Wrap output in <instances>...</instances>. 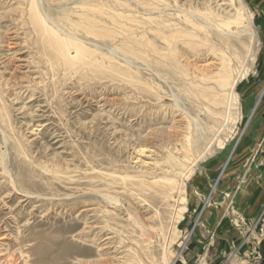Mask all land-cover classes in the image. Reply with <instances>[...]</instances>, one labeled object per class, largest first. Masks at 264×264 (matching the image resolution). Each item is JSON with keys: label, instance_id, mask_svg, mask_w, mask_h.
Here are the masks:
<instances>
[{"label": "rangeland", "instance_id": "374dc122", "mask_svg": "<svg viewBox=\"0 0 264 264\" xmlns=\"http://www.w3.org/2000/svg\"><path fill=\"white\" fill-rule=\"evenodd\" d=\"M33 3L82 53L56 58ZM241 3L0 0V264H264V201L237 202L264 0Z\"/></svg>", "mask_w": 264, "mask_h": 264}, {"label": "bare ground", "instance_id": "6f19581e", "mask_svg": "<svg viewBox=\"0 0 264 264\" xmlns=\"http://www.w3.org/2000/svg\"><path fill=\"white\" fill-rule=\"evenodd\" d=\"M56 1V0H55ZM32 3V2H31ZM238 3L242 5L241 0H238ZM93 6V5H92ZM55 7V6H54ZM87 7V6H86ZM94 7V6H93ZM93 7H87L89 10V12H93V14L97 13L99 15V13H101L100 8L98 9H94ZM101 7V6H100ZM144 7V6H143ZM240 8V7H239ZM27 12V11H26ZM105 12V11H104ZM46 13V12H45ZM41 8L37 5V4H31L28 8V14H29V21L30 23H32V25L34 26V30L36 31L37 34H39V37L41 35L44 36L45 40L48 42V44H50L51 46H53L52 50H54V54H57L56 58H59L61 60H67L66 58V53L70 52L71 49H75V52L77 53V55L81 52V47L79 44H82L80 41L75 39L72 40L73 38L69 37V39H71L72 41H67L65 38H62L59 33L63 32L60 30V28L56 25V23H54L53 21L50 20V18L47 16V14H45ZM103 14V13H102ZM107 14V13H105ZM65 15V14H64ZM96 16V15H95ZM94 16V17H95ZM28 17V16H27ZM67 17V15H66ZM220 17V16H219ZM83 19H81V23L79 26H75V28L81 27L82 29H85L87 32L91 31V21L85 16L82 17ZM111 18V17H110ZM123 18V17H122ZM28 19V18H27ZM25 20V19H24ZM115 20V19H114ZM28 21V20H26ZM69 21V20H68ZM93 21V20H92ZM95 22V21H94ZM75 23V22H74ZM96 23V22H95ZM98 23V22H97ZM96 23V24H97ZM100 23V22H99ZM77 24V23H76ZM51 26V27H50ZM95 27V26H94ZM100 29V28H99ZM106 29V28H105ZM75 30V29H74ZM76 31V30H75ZM94 31V29H93ZM105 31V30H103ZM33 32V29H32ZM95 32V31H94ZM100 32V31H99ZM112 33V32H111ZM110 33V34H111ZM158 33V32H157ZM62 34V33H61ZM67 34V33H66ZM88 34V33H87ZM100 34V33H99ZM160 34V33H159ZM72 35V34H71ZM92 35V34H91ZM95 36H97L96 34H94ZM182 35V34H181ZM74 36V35H73ZM72 36V37H73ZM162 36V35H161ZM40 37V38H41ZM99 37V36H98ZM105 37V36H104ZM114 37V36H113ZM37 38V37H36ZM172 38V37H171ZM38 39V38H37ZM178 39V38H177ZM41 40V39H40ZM81 40V39H80ZM188 40V39H187ZM78 41V42H77ZM82 41V40H81ZM177 41V40H176ZM43 43L45 41H42ZM86 44V42H85ZM124 44V43H123ZM128 45V43H126ZM45 46V45H44ZM35 47V46H34ZM84 47V46H83ZM124 49L128 50L129 48H127L126 46L123 47ZM86 50V49H85ZM130 50V49H129ZM128 50V51H129ZM88 51V50H87ZM43 52V51H42ZM51 51H49L50 53ZM56 52V53H55ZM96 52V51H95ZM131 52V51H130ZM53 53V51H52ZM82 53V52H81ZM85 54V53H84ZM76 55V56H77ZM47 57V55H45ZM81 56V55H79ZM82 57V56H81ZM87 57V56H86ZM72 58V57H71ZM78 58V57H77ZM80 58V57H79ZM75 59V58H74ZM81 59V58H80ZM64 61V62H65ZM63 63V62H62ZM96 63V62H95ZM61 64V63H60ZM94 64V63H93ZM89 66V65H88ZM95 66V65H94ZM65 78V77H64ZM223 81V80H221ZM219 84H221L219 82ZM233 89L235 86H232ZM211 90V88H209ZM208 90V89H207ZM207 92V91H206ZM233 93V92H232ZM232 99V98H231ZM221 102V101H220ZM229 103V102H228ZM1 113V112H0ZM9 115V114H8ZM6 118V117H5ZM230 121V120H229ZM10 136V135H9ZM124 181V180H123ZM153 183V182H152ZM162 183V182H161ZM169 185V184H168ZM171 185V184H170ZM148 190V189H147ZM144 191V190H143ZM153 191V190H152ZM151 192V191H150ZM144 195V194H143ZM166 195V194H165ZM164 197V196H163ZM25 198V197H24ZM113 199V198H112ZM112 200H109V203ZM107 202V201H106ZM112 203V202H111ZM170 264V263H167Z\"/></svg>", "mask_w": 264, "mask_h": 264}, {"label": "crops", "instance_id": "0c3cea01", "mask_svg": "<svg viewBox=\"0 0 264 264\" xmlns=\"http://www.w3.org/2000/svg\"><path fill=\"white\" fill-rule=\"evenodd\" d=\"M258 103L263 105V108L261 109L260 112H258V118L257 119L255 118V120L264 122V93ZM255 135L256 134L252 135L251 137ZM262 135L264 138V132ZM263 152H264V148H263ZM263 201H264V156L257 161L256 167H254V169H251L249 171V173L247 174L243 192L237 196V202L239 203V205L243 203L242 210L245 213L246 211L248 212L257 211L260 207L259 205Z\"/></svg>", "mask_w": 264, "mask_h": 264}]
</instances>
